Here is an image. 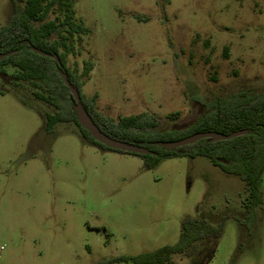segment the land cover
Returning <instances> with one entry per match:
<instances>
[{
  "label": "rangeland",
  "instance_id": "374dc122",
  "mask_svg": "<svg viewBox=\"0 0 264 264\" xmlns=\"http://www.w3.org/2000/svg\"><path fill=\"white\" fill-rule=\"evenodd\" d=\"M71 1L88 34L74 38L66 64L79 71L92 64L82 90L97 95L104 116L145 112L158 130H179L215 97L264 92V0ZM11 12V2L0 0V26ZM5 71L0 264L132 258L174 245L187 218L224 219L207 264H264V172L253 236L240 250L246 238L236 218L247 191L238 177L202 156L162 158L148 168L138 155L85 143L73 123L49 133L44 115L52 109L33 99L32 84L13 86V67ZM172 261L202 264L180 254Z\"/></svg>",
  "mask_w": 264,
  "mask_h": 264
},
{
  "label": "trees",
  "instance_id": "16d2710c",
  "mask_svg": "<svg viewBox=\"0 0 264 264\" xmlns=\"http://www.w3.org/2000/svg\"><path fill=\"white\" fill-rule=\"evenodd\" d=\"M12 12L8 22L0 26V75L6 77V66L16 72L14 87L29 83L34 86L33 99L49 106L45 113V130L52 132L56 124L73 123L83 141L99 149L112 150L101 144L77 122L73 109V96L57 72L62 73L79 95L80 103L93 123L108 137L144 147L150 155L135 154L145 158L151 168L162 158L202 156L224 173L234 175L244 182L247 196L242 201L244 212L237 217L245 243L253 236L257 219L256 209L262 204L260 184L264 172V92L250 94L240 90L227 97H215L204 102V111L187 127L179 130H158L153 115L141 113L113 119L104 116L97 108V95L87 97L83 87L89 79L92 64L85 63L81 71L77 66L67 67V57L74 53V38L88 34L83 23L74 18L71 0H9ZM21 4L23 6H21ZM54 19H48L49 15ZM62 16V19L60 18ZM36 50L49 56L39 55ZM57 56L58 63L50 57ZM176 116V114L174 115ZM246 130L235 138L213 141L205 138L192 144L167 150L154 142L176 141L206 132L230 135ZM125 153L122 151H117ZM131 154V153H129ZM223 221L187 218L181 224L180 235L172 246H164L136 257H118L97 264L129 262L133 264H173L172 257L180 254L198 257L207 264L214 256L217 241L222 234Z\"/></svg>",
  "mask_w": 264,
  "mask_h": 264
},
{
  "label": "water",
  "instance_id": "95a60500",
  "mask_svg": "<svg viewBox=\"0 0 264 264\" xmlns=\"http://www.w3.org/2000/svg\"><path fill=\"white\" fill-rule=\"evenodd\" d=\"M36 52L42 56H49L45 52H42L39 50H36ZM5 56L6 55L1 54L0 60L3 59ZM50 57L58 63L57 56L50 55ZM57 72L59 76L61 77L62 81L64 82V84L66 85V87L69 89L71 95L73 96V109L76 112L77 122L80 124L82 128L87 130L93 136L95 140H97L98 142H100L101 144L105 145L106 147L110 149L122 151L125 153L140 154V155L152 154L151 151H149L148 149L144 147L112 139L108 137L107 135H105L102 131H100V129L96 127V125L93 123L89 115L86 113V111L82 107L78 93L72 87L70 82L67 80L65 74L60 71L58 64H57ZM246 132H247L246 130H242V131L234 132L230 135H224V134L215 133V132L197 133V134H194V135H191V136H188L183 139L176 140V141H167V142L157 141V142H154L153 145L156 147L167 149V150H172V149H176V148H179L185 145L192 144L198 140L205 139V138L212 139L213 141L227 140L229 138L238 137L242 134H245Z\"/></svg>",
  "mask_w": 264,
  "mask_h": 264
}]
</instances>
